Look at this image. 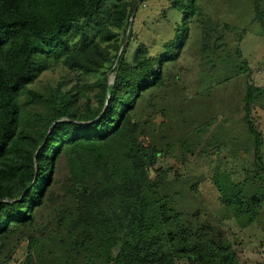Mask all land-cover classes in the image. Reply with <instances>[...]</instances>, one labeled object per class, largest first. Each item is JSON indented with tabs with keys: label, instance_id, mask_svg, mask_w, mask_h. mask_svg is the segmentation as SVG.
Wrapping results in <instances>:
<instances>
[{
	"label": "trees",
	"instance_id": "1",
	"mask_svg": "<svg viewBox=\"0 0 264 264\" xmlns=\"http://www.w3.org/2000/svg\"><path fill=\"white\" fill-rule=\"evenodd\" d=\"M139 1L0 0V264H241L236 239L220 225L228 217L259 222L255 207L264 201V135L252 116L264 110V88L254 84L243 58L248 30L237 32L232 48L235 28L213 14L209 1L168 0L177 17L173 37L153 47L140 43L130 60ZM249 1L251 25L264 37V0ZM192 44L214 79L208 92L242 82L248 138L211 133L224 112L190 119L176 141L180 164L233 146L241 157L252 151L256 167L241 182L225 172L211 176L207 202L200 193L207 179L182 178L174 165L160 166L174 145L163 154L138 118L156 106V92L168 86L170 68ZM58 63L95 81L81 86L79 96L61 86L32 90ZM33 105L40 111L31 112ZM63 158L72 199L54 208L48 230L41 221Z\"/></svg>",
	"mask_w": 264,
	"mask_h": 264
},
{
	"label": "rangeland",
	"instance_id": "2",
	"mask_svg": "<svg viewBox=\"0 0 264 264\" xmlns=\"http://www.w3.org/2000/svg\"><path fill=\"white\" fill-rule=\"evenodd\" d=\"M208 1L213 6L211 8L213 14L224 18L232 28H235V31L230 33V40L228 41L231 43L232 48L235 46L234 41L237 38V32L243 29L248 30L241 45L243 58L247 60L254 84L264 88V37L261 36L257 24L251 25L253 9L250 1L206 0V3ZM134 18V24H132L134 41L128 53L130 60L133 59L134 53L139 49L140 43L151 44L153 47L152 44L167 41L173 37L174 23L177 17L176 13L170 8L168 0L139 1ZM193 47L194 44L187 46L180 60L170 68L172 75L168 86L164 91L156 92L158 97L153 102L156 106H147L138 118L142 122L146 120L145 129L153 136L155 142L159 141V144L164 146L163 154L168 150L167 144L174 145V149L161 158L160 166L167 168L174 165L178 176L181 175L182 178L201 177L207 179V182L201 184L200 187L201 196L203 195L207 202L206 197L210 198L213 194V187L209 184L211 176L216 175L218 172H225L229 174L233 181L241 182L248 178L247 173L254 174L256 167L253 165L252 151L241 157L237 152L234 153L235 147L233 146L221 148L220 151L216 149L214 152L211 151L212 153L201 157H189V159H185L183 164H180L178 156L181 149L176 141L184 136L186 124L190 119L193 122L206 121L212 114L218 116L221 112H224V118L215 123L210 130L211 133L226 131L230 140L233 136L242 137L243 139L248 138H246L244 125L241 122L243 116L240 98V93H243L242 82L239 79L230 84L228 88H218L208 92V87L214 85L215 82L206 69L205 58H201L198 50ZM94 81L95 78L80 76L68 70L62 63H58L52 69L43 73L38 82L31 86V89L43 94L61 86L62 90H71L79 96L81 94L80 87ZM113 81L114 75L111 73L110 82ZM207 96H209V99ZM206 100H211L214 107L205 106ZM33 106L34 108L29 106L31 112L40 111L41 107ZM252 116L258 130L264 135V110L255 109ZM227 118L233 121L226 122ZM191 128L188 129L191 130ZM238 131L243 132L244 137L238 134ZM241 139L237 140L238 144L244 142ZM238 148L244 149V147ZM217 152L220 153L216 154ZM173 175L174 173H171L170 176L173 177ZM262 178L260 190L264 192V174ZM56 182L53 201L50 202L51 209L46 210L44 220L41 221V227L48 230L52 228L53 222L56 220V215L51 214L54 208L64 209L63 206L71 202L72 199L70 185L65 182L73 181L69 162L64 158L59 163ZM248 182L259 181L249 180ZM252 189V183L246 186V191L249 192ZM255 208L259 212V222L254 221L252 224H247L246 220L241 223L233 217H228L222 220L220 225L225 231L229 232L232 238L236 239L234 250L241 264H263L264 262V201L261 207L256 206ZM20 249H22L21 254H23L25 246L22 245ZM18 255L19 253L16 254V257Z\"/></svg>",
	"mask_w": 264,
	"mask_h": 264
},
{
	"label": "built area",
	"instance_id": "3",
	"mask_svg": "<svg viewBox=\"0 0 264 264\" xmlns=\"http://www.w3.org/2000/svg\"><path fill=\"white\" fill-rule=\"evenodd\" d=\"M263 264H264V262H263Z\"/></svg>",
	"mask_w": 264,
	"mask_h": 264
}]
</instances>
